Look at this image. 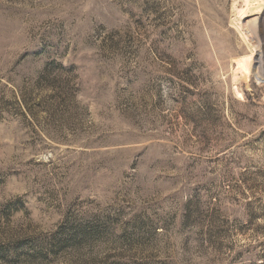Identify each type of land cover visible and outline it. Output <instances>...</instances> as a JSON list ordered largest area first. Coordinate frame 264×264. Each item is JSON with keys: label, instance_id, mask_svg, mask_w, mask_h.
Instances as JSON below:
<instances>
[{"label": "rangeland", "instance_id": "obj_1", "mask_svg": "<svg viewBox=\"0 0 264 264\" xmlns=\"http://www.w3.org/2000/svg\"><path fill=\"white\" fill-rule=\"evenodd\" d=\"M0 264H264V0H0Z\"/></svg>", "mask_w": 264, "mask_h": 264}]
</instances>
